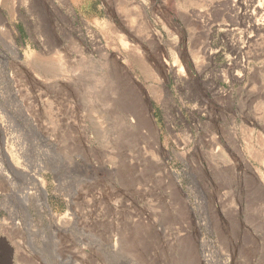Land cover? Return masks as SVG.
Listing matches in <instances>:
<instances>
[{"label": "rangeland", "instance_id": "1", "mask_svg": "<svg viewBox=\"0 0 264 264\" xmlns=\"http://www.w3.org/2000/svg\"><path fill=\"white\" fill-rule=\"evenodd\" d=\"M26 1L0 0V264H264V42L234 50L248 0ZM51 7L72 27L56 48ZM8 161L42 168L45 199L19 198ZM28 211L35 235L15 227Z\"/></svg>", "mask_w": 264, "mask_h": 264}, {"label": "bare ground", "instance_id": "2", "mask_svg": "<svg viewBox=\"0 0 264 264\" xmlns=\"http://www.w3.org/2000/svg\"><path fill=\"white\" fill-rule=\"evenodd\" d=\"M27 1L29 3H27ZM26 2H24L25 4H27L28 6V10L31 11L33 8H34V2L33 1H36V0H27ZM38 1H42L44 3L43 5V9L46 11L47 9H50L48 7V4L47 2L49 0H38ZM110 0H108L109 2ZM131 1V0H130ZM235 4H241L242 0H233ZM115 2V1H114ZM142 2H145V0H142ZM110 3V2H109ZM112 3V2H111ZM66 4V3H65ZM114 5V4H113ZM117 8H116V12L120 14L121 12V8L119 7V4L118 2H116V5H115ZM245 6V5H244ZM53 12L54 15H51L53 17V23L50 27V36L54 42V47H58V41H59V37H63V38H66V35L70 36V33L72 32V27L70 26V18L68 15H64L60 9H57L56 7H51V13ZM142 12V11H141ZM48 14V13H47ZM56 15V17H60L61 20H62V23H61V27H58V23L56 21V18L54 17ZM118 16V15H117ZM142 16V15H141ZM119 17H122V15ZM245 19H246V30H245V37H244V40L242 42V45L240 47H235V52H236V55H240L242 52L245 51V49H247V45H251V44H256L258 41H263L264 42V0H248L247 1V4H246V8H245ZM120 21V20H119ZM122 22V21H120ZM124 22V21H123ZM126 22L122 24V26H125ZM129 24H127V27H128ZM106 26L108 27V29L111 31L112 34H114L115 36H117L121 43H122V48L124 50L127 49V46H126V41H125V37L123 36V34L121 32H123L122 30V26L121 27H116L114 26L113 24H106ZM105 26V27H106ZM69 27V28H68ZM126 27V26H125ZM67 28H68V31H67ZM121 28V29H120ZM129 28L131 29V27L129 26ZM132 30V29H131ZM82 36V35H81ZM6 44L15 48V45H14V42H13V39L11 37V34H9L8 32L6 33ZM130 40V39H129ZM83 41V40H82ZM132 45V44H131ZM79 44H76V47H78ZM83 46H86V44H83ZM130 46V45H129ZM54 49V48H53ZM55 50V49H54ZM86 50V49H85ZM131 50L133 52H135V50H133V48H131ZM248 50V49H247ZM56 52V51H55ZM246 52V51H245ZM57 53V52H56ZM248 54V53H247ZM38 58V57H37ZM37 61V60H36ZM244 61V60H243ZM248 61V60H247ZM234 68L235 69H238V71L236 72V78L237 80H240V77H242V74H240L239 72V69L241 71V69L243 70V67H244V64L242 63V60L239 59V58H236L234 61ZM246 66V65H245ZM54 67V66H53ZM56 68V66L54 67ZM246 68V67H245ZM59 69V68H58ZM55 70V69H54ZM57 70V69H56ZM244 72V71H243ZM224 78H225V75H224V72L221 74ZM234 77V76H233ZM243 78V77H242ZM165 89V88H164ZM163 96V95H162ZM149 116V115H148ZM148 118V117H147ZM146 118V119H147ZM151 118V117H150ZM142 120V119H141ZM140 121V120H139ZM142 121H146V120H142ZM138 122V121H137ZM139 125H140V122H138ZM136 124V123H135ZM138 125V124H137ZM229 135V134H228ZM210 136V135H209ZM208 136V137H209ZM260 137V136H259ZM207 138V137H206ZM226 138V136H225ZM235 138V133H231L230 134V139L228 138L227 139V143L229 146H232L235 147L236 149V146L234 144H236V141L235 140H232L231 139H234ZM218 139V138H217ZM216 139L215 136L213 137H210L209 140L211 141H217L219 142L218 140ZM208 140V139H207ZM260 141H261V138H260ZM209 142V141H208ZM212 143V142H211ZM226 143V144H227ZM0 144L2 146H5L7 144L9 145H12V143L10 142L9 143V140L8 139H5V134L3 135V138L1 137L0 139ZM214 144V143H213ZM221 145V144H220ZM208 146V145H207ZM212 146V145H211ZM222 146V145H221ZM226 146V145H225ZM210 147V146H209ZM227 148V146H226ZM231 148V149H232ZM213 149V148H212ZM234 149V150H235ZM233 150V151H234ZM13 151V150H12ZM220 151V150H218ZM252 149H251V153H252ZM3 153L5 154L6 152L3 151ZM18 156V154H16ZM254 155V153H253ZM9 156V155H8ZM20 156V155H19ZM18 156V158H19ZM255 156L258 158V154L255 153ZM6 157H7V153H6ZM8 164H9V161H8ZM10 168H12V170H15L18 172V174H20V176L23 177L24 181H26V183H28L31 188H26L24 191H21L19 192L18 196L20 199H22L26 204L29 203L30 201H33L35 202L37 200V198H43L45 199V192H44V181L42 179V176H41V171H42V168H40L39 166L35 167L36 169H33L32 171L29 170V171H26L25 169V165H24V168H15L14 166H12L11 164H9ZM11 172V171H10ZM0 174L3 175V179H4V182L8 183V186H10L11 184V179L9 178L10 176L7 174V172L5 173L4 170H2L1 168V165H0ZM260 174V173H259ZM253 176V175H252ZM258 176V175H256ZM255 176V177H256ZM255 177H250V181L252 182V186L255 187V194L256 195V205H258V207H260L261 210H263L264 212V194H263V188H261V185L258 184L256 185L254 180L256 179ZM263 178V177H262ZM259 179V178H258ZM262 182V181H260ZM264 182V180H263ZM262 184V183H261ZM258 192V193H257ZM248 195V194H247ZM245 197H246V194H245ZM252 197V200L254 199L253 198V195L251 196ZM242 198V197H241ZM244 200V199H243ZM247 200V199H246ZM242 202V200L240 201ZM244 204V203H243ZM43 205H46L45 203H42V204H38L36 205V209H35V212L37 214V216L43 220L44 219V215H45V212H44V209L42 208ZM240 210V209H239ZM242 212V211H241ZM244 212V211H243ZM261 213V211H260ZM244 214V213H243ZM262 218L261 222H262V226H264V215L262 214ZM58 225V223H57ZM15 227L18 229V230H21V231H24V233H28V234H33L35 235L36 233V228H37V224L34 222L30 212H26L25 214V220H24V223L23 225L21 223H16L15 224ZM260 229V228H259ZM261 230V229H260ZM263 230V229H262ZM257 241V240H256ZM255 241V242H256ZM258 243V242H257ZM261 246L260 248H263L264 249V239H261V242H260ZM259 244V243H258ZM259 247V245H258ZM260 251V249H259ZM262 251V250H261ZM206 261V260H205Z\"/></svg>", "mask_w": 264, "mask_h": 264}, {"label": "crops", "instance_id": "3", "mask_svg": "<svg viewBox=\"0 0 264 264\" xmlns=\"http://www.w3.org/2000/svg\"><path fill=\"white\" fill-rule=\"evenodd\" d=\"M237 230H238V229H237ZM223 234H224V235H227V234H225L224 232H223ZM229 234H230L229 236H230L231 238L236 237L235 233H233V229H231V230L229 231ZM245 234H246V233L243 232L242 235H245ZM234 235H235V236H234ZM237 254H239L240 256H244V255H243L242 253H240V252H239V253L237 252ZM246 258H247V257H245L244 260H245Z\"/></svg>", "mask_w": 264, "mask_h": 264}]
</instances>
